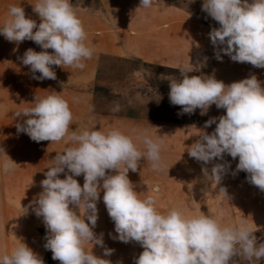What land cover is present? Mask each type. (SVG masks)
<instances>
[{
  "label": "clouds",
  "instance_id": "1",
  "mask_svg": "<svg viewBox=\"0 0 264 264\" xmlns=\"http://www.w3.org/2000/svg\"><path fill=\"white\" fill-rule=\"evenodd\" d=\"M153 2L140 0L139 8H150ZM202 11L219 24L209 32L212 45L218 49L217 60L222 61V52L233 62L264 68V0H203ZM33 12L39 23L26 16L21 5H11L9 18L0 25V35L7 41L18 45L30 40L40 46L41 51L28 48L19 58L29 67L32 78L55 80L53 66L84 69L93 50L85 43L87 33L71 0H37ZM178 69L180 76L169 82L168 98L172 105L180 106L181 114L200 109V114L206 115L212 105L225 110L224 115L205 122V129L213 124L216 127L211 134L202 131L187 148L188 156L202 163L205 180L216 185L231 166L213 161L223 160L225 154L238 158L233 175L244 171L248 182L264 191V82L253 74L225 84L214 75H189L198 70L193 65L190 70ZM119 110L116 102L113 111ZM15 116L23 121L16 124L17 132L27 134L32 141L66 139L72 145L56 153L40 181L42 191L28 206L42 217L44 247L60 264H112L85 248L89 242L104 247L103 233L93 231L101 192L114 222L116 235L112 238L123 243L135 241L143 248L135 264H232L237 255L249 261L264 258V243H258L243 221L239 226L222 225L206 214L189 217L179 209L161 213L154 197L141 198L128 173L136 172L143 159L151 162L153 170H162V140L141 133L136 137L146 149L141 151L133 137L119 129L70 131L73 113L69 102L54 90L43 97L35 95L31 106ZM0 153L5 157L3 170L13 171L16 163L3 147ZM81 175L82 186L76 179ZM219 191L227 197L226 188ZM112 251L104 248V256ZM0 264L45 262L27 244L20 243L10 255L0 256Z\"/></svg>",
  "mask_w": 264,
  "mask_h": 264
},
{
  "label": "crops",
  "instance_id": "2",
  "mask_svg": "<svg viewBox=\"0 0 264 264\" xmlns=\"http://www.w3.org/2000/svg\"><path fill=\"white\" fill-rule=\"evenodd\" d=\"M36 2L37 0H0L2 24L9 18L8 10L11 5H21L26 16L39 23L38 15L33 12V5ZM71 3L87 33L85 43L93 50V56L85 61L84 69H62L53 66L57 76L55 80L34 79L29 67L24 66L19 58L28 48L41 51L40 46L30 40L17 45L0 35V110L4 112L3 126L17 129L16 124L23 121L21 117H16L15 113L31 106L35 95L43 97L54 90L69 102L73 113L70 131L98 129L107 132L119 129L126 135L132 136L141 151H146L142 141L136 139L141 133L148 134L154 140L163 141L162 170H153L151 162L143 159L136 172L130 170L128 173L141 198L154 197L156 208L161 213H167L172 208H186L187 193L203 191L204 185L215 186L218 190V185L205 180L201 172L202 163L190 158L187 153V148L199 138L202 131L211 134L216 125L213 124L205 129L204 124L180 117L184 115L171 118L169 115L163 116L161 113L151 112L150 108L155 105V97L139 104L141 112L136 116L95 110L100 93L98 77L104 59H134L144 63L184 69H192L193 65L199 69L204 64L211 46L209 32L201 28L200 37L197 38L195 34L198 28L196 29L191 23L189 14L182 7L171 4L169 0H154L150 8H139L140 0H71ZM248 72L246 77L251 76L254 71L248 69ZM35 75L40 74L37 72ZM210 75L222 81L229 79V74L218 67V64ZM256 76L258 80L264 82V68H259ZM225 84H230V80ZM163 94L168 95L161 93ZM200 111L196 109L194 114L208 119L225 114L224 109H217L215 105L208 109L206 115H201ZM18 140L19 143L26 144L25 157L18 159L20 171H23V168L27 171H47L56 153H61L66 147L72 146L66 139L54 143L49 141L37 143L25 133H19ZM226 162L231 166L228 171H234L238 158L233 160L230 155L225 154L223 160L213 161V163ZM206 167L210 171L212 164ZM76 179L82 186L83 176ZM100 196L101 199L97 204L98 220L93 231L97 235L103 233L104 247L89 242L85 244L86 250L110 260L112 264H135V258L143 248L135 241L123 243L112 238L116 235L114 222L106 214L107 210L102 199L103 192ZM249 198V195L244 194L242 211H233V215L229 218L233 222L237 219V223L241 221L264 223V213H262L264 205H260L259 215L251 213ZM234 205L237 208L240 206L237 203ZM11 235V232L0 231V256L10 255L20 243L28 245L27 235L17 232L13 237L18 243L12 247ZM37 244V255L44 260L48 250L44 247L42 236ZM104 248L112 249V254L104 256Z\"/></svg>",
  "mask_w": 264,
  "mask_h": 264
},
{
  "label": "rangeland",
  "instance_id": "3",
  "mask_svg": "<svg viewBox=\"0 0 264 264\" xmlns=\"http://www.w3.org/2000/svg\"><path fill=\"white\" fill-rule=\"evenodd\" d=\"M169 2L182 7L189 14L188 17L191 19V23L196 26V29L198 28L196 30L197 34H195L197 38L200 37L201 32L199 30L201 28L210 32L212 28L219 27L218 22L202 11L203 0H169ZM2 20L3 17L0 16V25L3 22ZM217 50L211 43L208 56L202 67L192 72L194 74L189 73V75H210V72L215 66L217 67V64L218 67L229 74L228 81L230 80V83L247 78L248 69L254 71L252 74L258 75L259 68L253 67L248 63L233 62L229 56L222 52V61L217 60L215 57ZM179 76L178 68L167 65L149 64L134 59L106 58L102 62L98 77L100 93L96 100L95 110L103 113L136 116L141 112L139 104L155 97V105L150 108L151 112L161 113L163 116L169 115L171 118L177 117V115H184L180 117H184L188 121L205 124L209 120L208 118L200 117L194 113L181 114L180 106L172 105L168 95H161V93L168 92L160 91L158 89L159 86L156 84L157 81L170 82ZM228 81L224 82L227 83ZM116 102L120 105L119 111H113ZM3 113L0 110V147L5 149L6 154L16 164L13 165V171L5 172L2 167L5 157L0 153V231L12 233V247H15L14 244L18 243V240L14 239L13 234L17 232L25 233L28 247L38 254L36 250L38 239L42 236L44 243L46 242V228L42 217H37L33 207L28 206L30 202L34 201L38 193L42 191L40 181L45 178L44 173L46 171H27L25 168L20 171V161L18 159L25 157L26 144L19 143L17 129L3 126ZM21 148L23 149L21 150ZM233 172L228 171L223 176L221 184L218 185V190L215 189V186L204 185L203 191L187 193L186 208L172 209H179L189 217L206 214L218 219L222 225L239 226L240 223H237V219L233 222L229 217L233 215V211H242V196L245 194L250 196L251 213L259 215L261 211L260 205H264V191H259V188L249 183L246 179L248 174L244 171H240L235 175H233ZM60 178H64L63 174H61ZM221 187L226 188L227 197L223 192L219 191ZM235 203L240 206L238 208L235 207ZM24 208H27V212H25ZM262 213H264V209H262ZM106 214L108 215V213ZM244 224L252 230L258 239V243H264V223ZM44 262L45 264H60L59 261L52 259V253L49 250ZM232 264H264V258H253L249 261L237 255L233 258Z\"/></svg>",
  "mask_w": 264,
  "mask_h": 264
},
{
  "label": "trees",
  "instance_id": "4",
  "mask_svg": "<svg viewBox=\"0 0 264 264\" xmlns=\"http://www.w3.org/2000/svg\"><path fill=\"white\" fill-rule=\"evenodd\" d=\"M194 74V73H192ZM157 86L160 91L168 92L170 91L169 82L168 81H157Z\"/></svg>",
  "mask_w": 264,
  "mask_h": 264
}]
</instances>
